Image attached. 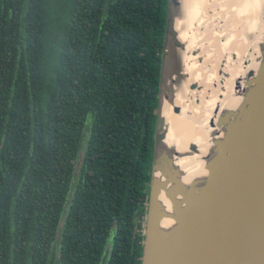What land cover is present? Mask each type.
Returning a JSON list of instances; mask_svg holds the SVG:
<instances>
[{
    "label": "trees",
    "instance_id": "trees-1",
    "mask_svg": "<svg viewBox=\"0 0 264 264\" xmlns=\"http://www.w3.org/2000/svg\"><path fill=\"white\" fill-rule=\"evenodd\" d=\"M168 3L0 0V264H142Z\"/></svg>",
    "mask_w": 264,
    "mask_h": 264
},
{
    "label": "water",
    "instance_id": "water-1",
    "mask_svg": "<svg viewBox=\"0 0 264 264\" xmlns=\"http://www.w3.org/2000/svg\"><path fill=\"white\" fill-rule=\"evenodd\" d=\"M182 8V0H169L141 261L264 264V34L258 41L253 36L257 45L247 59L252 69L235 83L237 91L245 92L242 102L235 110H222L210 123L222 136L212 142L206 177L188 185L176 162L179 153L166 144L168 125L162 115L164 100H174L178 54L186 48L175 29ZM190 89L199 88L192 84ZM173 112L182 110L175 106ZM188 151L197 153L198 146L191 144Z\"/></svg>",
    "mask_w": 264,
    "mask_h": 264
},
{
    "label": "bare ground",
    "instance_id": "bare-ground-1",
    "mask_svg": "<svg viewBox=\"0 0 264 264\" xmlns=\"http://www.w3.org/2000/svg\"><path fill=\"white\" fill-rule=\"evenodd\" d=\"M182 2V15H178L179 17L176 18L175 29L179 39L185 44L186 48L183 51H179L178 54L181 58V66H179L178 73L174 77L176 80L173 85L174 100L171 103L164 100L162 115L166 118L168 125L166 144L175 148L179 153L176 162L183 172V181L189 185L193 179L204 180L207 175L205 163L207 157L212 153V142L218 136H222V130L213 128L210 125L213 119L217 121L221 113L216 114L218 107L223 110H235L242 102L245 94L243 89L237 91L235 88H228L230 85H228L227 81L221 79L218 69L215 68L214 70V67H216L214 62L209 60L210 57H213L211 49L212 47L220 46V44L229 46L231 36L235 33L233 31L238 27H242L243 24H246L245 22H249L250 17L255 12L258 20L256 21L255 39L258 41L261 38L262 40L264 34L262 18L264 15V0H182ZM256 40L253 50L257 45ZM200 60L202 62L206 61L210 65L209 70L206 71V75L209 78L207 85L200 80H194L191 71L189 72L190 65L191 68L193 66L196 68L197 64L202 63L199 62ZM193 62L196 65H193ZM186 63L192 64H187L183 70ZM251 63L252 61L250 60L249 66L243 74L244 78L252 69ZM253 66L257 67V64L254 63ZM192 84H197L199 89L191 90L190 86ZM211 85L212 87H210ZM209 91L215 93L208 98L206 97L211 114L210 120L204 122L207 118H203L204 121L198 123L197 121L201 116L199 111L203 110L205 112V110L190 109L189 102L195 99L198 93H203V95H200L204 97ZM225 92L226 98H223L222 95L224 94L225 96ZM220 93L221 96L217 98ZM213 103L215 104L214 106L212 105ZM175 106L181 108L182 112L180 114L173 112ZM184 107L187 110H184ZM191 120L192 123L189 122ZM191 144L198 146L197 153L188 151ZM198 188H200L199 185ZM163 203L171 211L170 204L165 198H163ZM164 227L169 229L171 223Z\"/></svg>",
    "mask_w": 264,
    "mask_h": 264
},
{
    "label": "rangeland",
    "instance_id": "rangeland-1",
    "mask_svg": "<svg viewBox=\"0 0 264 264\" xmlns=\"http://www.w3.org/2000/svg\"><path fill=\"white\" fill-rule=\"evenodd\" d=\"M255 14H256V12L250 17L249 22H245L246 24H243L242 27H238V28H236V30L233 31L235 33L231 36V42H230L229 46H226L224 44H220V46L212 47V49H211L213 57H210L209 60H211V62H214L215 66H216V67H214V70H215V68L218 69L219 75L221 76V79H224L225 81H227L228 85H230V86H228V88H231V89L235 88L236 81L244 78L243 74L245 73L246 68H248V66H249L250 60H247V59H249V53L248 52L253 50L252 48H253V45L255 43L253 36L256 34V29H257L256 21H258ZM248 38H250V39H248ZM202 60H200L199 62H202ZM196 62H198V61H196ZM208 62H210V61H208ZM219 62H221V63H219ZM187 64H189V63H186V65H184L183 70L185 69ZM190 64H192V63H190ZM193 65H196V63L193 62ZM209 68H210V65H208L205 61V62H202L200 64H197L196 68L194 66L191 68V65H190L189 72L191 71V74L193 75L194 80H196V81L200 80L203 84L207 85L209 78L206 75V71H208ZM210 87H212V85ZM223 89H224V87H223ZM210 90H211V88H210ZM200 94L203 95V93H198L196 95L195 99H192L189 102L190 103V105H189L190 109H204L205 110V112L203 110L199 111L201 113V116H200L199 120L197 121L198 123L201 121L203 122L204 121L203 118H207V120L204 122H207L210 120L211 114L209 112V104L207 103V98L210 97L212 94H215V93L209 91L207 93V95L204 97H201ZM220 96H221V93L219 95H217V98H219ZM222 96H223V98H226V92H225V96H224V94ZM231 96H232V94H231ZM212 105L214 106L215 104L213 103ZM219 108L220 107H218V109H217V110H219L218 113H220L223 110L222 108L221 109H219ZM183 109L187 110L186 107H184ZM189 122L192 123V120ZM204 126H206V125L204 124ZM78 172H79V169H78Z\"/></svg>",
    "mask_w": 264,
    "mask_h": 264
}]
</instances>
